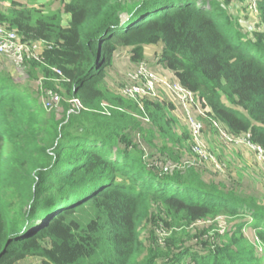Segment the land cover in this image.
<instances>
[{"label":"trees","instance_id":"1","mask_svg":"<svg viewBox=\"0 0 264 264\" xmlns=\"http://www.w3.org/2000/svg\"><path fill=\"white\" fill-rule=\"evenodd\" d=\"M52 3L59 8L17 0L0 8V25L42 45L38 58L26 54L20 64L35 93L60 96L58 107L42 113L34 91L0 67V264L32 257L39 264H264L257 192L215 181L210 175L220 171L211 161L193 162L191 134L171 101L146 99L142 112L106 83L118 51L136 64L148 46L160 45L153 64L205 101L206 125L215 129L213 120L264 147V0H256L251 29L230 12L229 0ZM250 4L243 6L249 15ZM75 98L81 108H73ZM246 168H238L237 185ZM219 216L227 218L224 232L215 227ZM205 220L192 237L212 236L198 247L185 244L182 233ZM146 222L154 225L147 242ZM154 227L169 234L158 239Z\"/></svg>","mask_w":264,"mask_h":264},{"label":"rangeland","instance_id":"2","mask_svg":"<svg viewBox=\"0 0 264 264\" xmlns=\"http://www.w3.org/2000/svg\"><path fill=\"white\" fill-rule=\"evenodd\" d=\"M11 0H0V8L3 9L5 6H7L8 4H10ZM20 1L21 3H23L24 5L27 6H36V7H41V4L46 5V10H57L59 7L57 4L52 3V0H17ZM218 1V5H222L224 0H217ZM248 0H229V4L228 7L230 8V12L232 11V13L236 16V18L239 19V22L242 26H244V28L247 29H251V28H255L257 21H258V17L255 16V12L249 8L248 12L251 13V15L246 14V7L245 4L247 3ZM200 2V0H199ZM160 45H151L148 46L146 49V61L149 63L150 68L156 73L158 74L159 77L163 76L162 79H165L167 84H169V82H172L173 78H171V73L167 70L162 68L160 65L158 64H153L155 62H158V59L155 58V54L156 51L160 48ZM156 60V61H153ZM135 65L130 59H129V53L128 51H120L118 60L114 61V64L112 66V68L110 69V71L108 72V76L106 78V83L107 85H109L112 88H118V93H120V88L122 87V85L126 84H131L134 81L132 80L131 75H133L134 71H135ZM0 67H4L6 70H8L9 72H12V75L14 77L15 80L25 84L29 90L34 91V93L36 92V86L37 83L33 82V81H28V78L25 74V72L20 68V64H17L14 59L12 57H10L9 55L5 54V53H0ZM170 73V74H169ZM170 75V76H169ZM121 84V85H120ZM164 82H160L159 85H156L155 87V91H154V96L151 99H159V98H163L167 101H171L174 105H175V112L176 115L178 116V120H180L183 127H186L187 129V123H186V119L183 116V113L181 112V109L178 107V104L175 100V97L173 96V92L171 89H169L170 87H168V85L166 84V86ZM33 93V94H34ZM36 95V99L38 101V107L40 108L42 113L48 114L49 112H51L53 109H55L56 107H58V105L60 104L59 102L56 103L50 110L46 109L44 107L43 104V98L45 96L44 92H39V93H35ZM34 96V95H33ZM35 98V97H34ZM79 107H82V105L78 104V102H75V104H73V108L77 105ZM103 105H109L106 102H103ZM183 121V122H182ZM205 122V121H204ZM203 122V123H204ZM212 123V122H211ZM214 126V125H213ZM204 127V135H203V139L200 140L199 142L202 144L203 149L206 151V155L209 157L206 160H202L199 157L194 160L193 162H197L199 161L198 165L201 164V162H212L214 167L217 168L220 172L217 174L212 173L210 176H213V179L215 181H221V180H230L233 182L234 186H242L245 189H241L243 191H247V189H250L251 191L249 192H257L258 196L260 197L259 199L261 200V202L263 201L264 203V173L261 172V169L258 168L256 166V164L253 162L252 157H253V153L250 147H247L245 145H241V144H234L237 145L238 147L241 146H245L246 148H241L237 150L242 151L240 154L242 155V158H244L245 160V164L247 166V168L243 171L242 177L241 178V183H239L238 185L234 182L235 180L233 179H238L237 176V171H234V168L239 167L237 163H235L233 165V162L235 161V157L230 153L232 151V147L229 141H227L224 138H221L220 132L218 131V129H222V127H215V129H213L211 126L206 125V122L203 124ZM190 132V131H189ZM191 134V133H190ZM134 138V136H133ZM136 141L137 143H139L138 145L142 146L141 144H144L143 139L140 137V135L138 134V136L136 137ZM195 142V140H194ZM156 144H158V142H154ZM191 146V150L193 152L192 149V145ZM238 152V151H237ZM236 152V153H237ZM229 153V154H228ZM195 154V153H194ZM147 157V154H146ZM188 160L190 162H192L193 158H189V156L187 155ZM199 159V160H198ZM233 161V162H232ZM210 164V163H209ZM211 168V167H210ZM238 169V168H237ZM248 170V171H247ZM24 173H27V171H24ZM29 175V174H28ZM31 175V174H30ZM223 182V181H221ZM29 183H31V180L28 182H24L22 185V189L24 190V192H26L27 187L29 185ZM239 188V187H238ZM5 196H10V189H6L5 190ZM24 196H28L26 193H24ZM31 200H27L26 201V206L25 209L28 210L29 206L31 204ZM227 218H224L223 216H219L218 218H216V222L217 225L215 224L216 229H219L220 231L224 232L225 230V225H226V221ZM211 222V221H210ZM209 221L205 220V221H200L192 226H190L189 228L186 229V233H182V240L183 242H185V244L187 245H197L196 243L199 242V240H205L206 238H208L209 236H212L213 231H211L210 233H206L204 235H202L201 237H192L196 228L202 229L203 227L206 226V223H210ZM153 223L152 222H146L142 227H141V238L144 241H148L152 234H151V229L153 228ZM155 230V235L158 239H162L163 237H165V235L169 234L168 231H166L165 229H161L160 227H154ZM243 232L247 238V240L249 241V243H253L255 241V236H254V230L250 227V226H246L243 228ZM198 247V245H197ZM19 264H39V259L36 257H32V258H28L26 260H24L23 262H20Z\"/></svg>","mask_w":264,"mask_h":264},{"label":"built area","instance_id":"3","mask_svg":"<svg viewBox=\"0 0 264 264\" xmlns=\"http://www.w3.org/2000/svg\"><path fill=\"white\" fill-rule=\"evenodd\" d=\"M250 1V9L255 11L256 0ZM41 51L42 45L39 42H21L15 31L7 29L3 25H0V53L9 55L17 64L23 63L24 56L26 54H29L34 58H38ZM156 59L158 58L156 57ZM55 71L60 74L59 70L55 69ZM131 77L134 82L128 85H122L119 94L122 97L135 102L138 108L142 112H144L143 101L153 98L156 85H159L160 82H164L165 85H161L166 86L167 82L165 79H162L163 76L159 77L158 74H156L150 68L149 63L146 60H141L136 63L135 71L133 75H131ZM167 85L168 87H170L169 89L172 90V94L175 97L178 107L181 109V112L186 119L187 126L191 133L193 152L200 159L206 160L209 155H206V151L203 149L202 144L199 142L203 139L204 135L203 119L210 120V118L207 116L208 108L204 106L205 101H200L196 94L183 87L175 78H173L172 82H169V84ZM44 94L45 96L43 98V104L44 107L48 110H50L56 103L60 101V96L56 92L46 90L44 91ZM72 102L74 104L75 102H78V104H80V101L76 98L72 99ZM140 118H142L141 115ZM143 119L147 120V118ZM211 121L215 127H220L215 121ZM218 131L220 132L221 138L226 139L230 143L241 144L250 147L251 150L255 153L257 161L264 166V147L253 144L250 141L249 134L242 137H232L225 130L218 129Z\"/></svg>","mask_w":264,"mask_h":264},{"label":"crops","instance_id":"4","mask_svg":"<svg viewBox=\"0 0 264 264\" xmlns=\"http://www.w3.org/2000/svg\"><path fill=\"white\" fill-rule=\"evenodd\" d=\"M123 51H125V50H123ZM119 54H120V51H118L117 53H116V55H115V57H114V61L115 60H118V57H119ZM114 61H113V64H114ZM173 113H174V115H175V117H176V119L178 120V116L176 115V112H175V109H174V111H173ZM179 121V123L180 124H183V123H181L180 122V120H178ZM183 122V121H182ZM148 149V148H147ZM239 149H241V147L239 148ZM243 149V148H242ZM243 151V150H242ZM241 151V152H242ZM146 152V154L148 153V151H145ZM237 151H236V148L235 147H232V151L230 152L234 157H235V161L233 162V165L235 164V163H237L238 164V166L239 167H236V168H234V171L236 170H238L237 168H240V167H244L245 166V160H244V158H239L238 157V155H237V153H236ZM243 153V152H242ZM156 154L158 155V152H156ZM229 154V153H228ZM244 154V153H243ZM238 172V171H237Z\"/></svg>","mask_w":264,"mask_h":264}]
</instances>
